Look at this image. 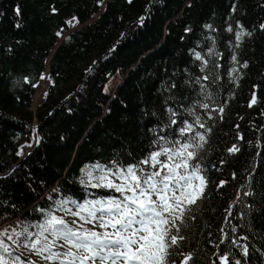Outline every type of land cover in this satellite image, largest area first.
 Instances as JSON below:
<instances>
[{"label":"trees","instance_id":"16d2710c","mask_svg":"<svg viewBox=\"0 0 264 264\" xmlns=\"http://www.w3.org/2000/svg\"><path fill=\"white\" fill-rule=\"evenodd\" d=\"M73 17L84 25L58 43L56 33ZM237 21L251 33L239 41ZM261 24L264 0H0V233L7 229L0 239L11 255L0 254L9 264L16 257V264H59L14 233H38L48 212L77 211L72 201L120 195L87 186L94 165L137 164L196 132L205 142L191 163L208 184L186 214L185 239L172 259L181 264L179 253L190 252V264H221L223 255L228 264H264ZM46 67L50 84L33 111ZM114 77L120 81L110 86ZM184 121L193 132L181 136ZM33 133L35 146L19 162L18 148ZM233 144L239 151L229 153Z\"/></svg>","mask_w":264,"mask_h":264},{"label":"snow or ice","instance_id":"6c2138e0","mask_svg":"<svg viewBox=\"0 0 264 264\" xmlns=\"http://www.w3.org/2000/svg\"><path fill=\"white\" fill-rule=\"evenodd\" d=\"M128 2L131 3V0ZM232 10H236L235 4ZM144 20L145 17L139 18L141 25ZM74 21L79 23L75 17L67 23L75 26ZM237 25L242 29L236 33L237 41L245 34L251 35L243 31V25L239 21ZM206 27L211 28V25ZM260 27L264 29V24ZM227 30L233 31L231 26ZM56 35H61V32L58 31ZM195 58L203 59L200 53H195ZM232 60L237 62L235 55ZM204 63L207 64V61ZM243 67H247L246 62ZM256 102L253 93L248 106L251 107ZM201 107L208 108V105L202 104ZM220 111L223 112V108ZM172 123L177 122L172 120ZM195 123L200 128L205 127L199 117ZM184 125L179 129L181 136L193 132L192 124L184 121ZM201 142H205V136L196 132L178 147H161L137 164L124 167L114 161L112 167H108L97 163L92 170L86 171L87 186L107 188L120 194L118 197L98 198L83 204L71 202L77 211H66L84 223L94 224V228L84 229L83 225L72 227L62 217L48 212L44 222L35 226L40 229L38 233H30L25 228L23 232H15L14 235L25 236L26 240L31 241L30 245L25 243V247H31L37 252L47 251L49 255L45 259L59 261V264H177L172 257L177 254L180 241L185 239L181 235V226L185 224L186 214L192 211V206L204 196L208 184L206 177L201 174L200 165L191 163L197 158L195 149L203 146ZM238 151L239 148L235 144L228 148L229 153ZM162 156L166 157V160H162ZM141 165H149L155 170L146 171ZM94 171L100 174L94 176ZM81 182L84 183L83 180ZM64 203L61 202V207ZM72 224H76V221H72ZM6 233L7 229L0 235ZM45 233L52 239L49 240ZM7 239L13 240V236L8 235ZM57 241L63 243L57 246ZM54 247L61 250L52 251ZM65 248L67 250L63 251ZM0 250L11 255L9 245L2 239ZM243 251L246 255L247 248ZM179 255L182 256L181 264H190L193 260V254L190 252ZM18 260L19 257H16L12 264H16ZM220 260L221 264H228L226 255L221 256ZM0 264H9L3 254H0ZM236 264L240 262L236 261Z\"/></svg>","mask_w":264,"mask_h":264},{"label":"rangeland","instance_id":"374dc122","mask_svg":"<svg viewBox=\"0 0 264 264\" xmlns=\"http://www.w3.org/2000/svg\"><path fill=\"white\" fill-rule=\"evenodd\" d=\"M103 3H104V2H101V3H100V7H101V8H102V6H103ZM95 17H96V15H93V16L91 17L90 20L94 19ZM71 20H72V19H71ZM73 23H74L75 26L69 25V24L67 23V24H68V30H67L65 33H61V35H59L58 43H60L61 40H63V38H65V36H66L69 32H71V31H73V30H76V29H78L79 27H81L82 25H84V23H83V24L75 23V21H74ZM48 59H49V58H48ZM48 59H47V61H46L47 66H48ZM41 77H44L43 79H45V80L47 81V85H46V88H45V90H46V89H47V86L50 84V78L48 77V67H47L46 71H45V70L43 71ZM41 77H40V80H39V83H38L36 89H37L38 86L40 85V81H41V79H42ZM110 81H111V82H110L109 85H110V86H115V85L120 81V79H118V77H114V78L111 79ZM45 90H44V93H45ZM35 92H36V90H35ZM34 94H35V93H34ZM34 94H33V96H34ZM43 98H44V94H43V96H42L41 99H39V100H37L36 102H34V101H33V97H32V110H33V111H35L36 108L38 107V105L43 101ZM33 138H34V133L32 134V139H31V141L33 142V145H32V146H35L34 144H35L37 138L35 137L34 140H33ZM31 141H28L29 143H27V142H22V143L20 144V146H19V148H18V151H17V154L20 153V154H18L19 159H21L22 157L26 156V155L29 153V151L31 150V148H30L28 151H26V152H24V149L27 147V145H30V144H31ZM25 143H26V144H25ZM25 150H26V149H25ZM21 153H22V154H21ZM23 154H24V155H23ZM99 174H100L99 172H96V174H95L94 176L99 175ZM61 217H62L66 222H68V223H70L71 225H73V227H79L80 225H83V228H84V226H87V225H84V222H83V221H80V220L77 221L76 217L72 216L71 214L64 213L63 215H61ZM74 220L76 221V224H72V221H74ZM89 228H91V227H89ZM89 228H88V229H89ZM84 229H85V228H84ZM95 230H97V231H102V230L99 229V228H95ZM62 243H63V241H58V242H57V246H58L59 244H62ZM54 248H58V247H54ZM65 249H66V248H65Z\"/></svg>","mask_w":264,"mask_h":264},{"label":"bare ground","instance_id":"6f19581e","mask_svg":"<svg viewBox=\"0 0 264 264\" xmlns=\"http://www.w3.org/2000/svg\"><path fill=\"white\" fill-rule=\"evenodd\" d=\"M47 65V64H46ZM47 67L45 68V71H46ZM46 85H47V81L45 79H41L40 81V85L38 86V88L36 89V92L33 96V101L36 102L37 100L41 99L43 94H44V90L46 88ZM36 134V133H35ZM35 137L37 138V136L35 135ZM31 146L27 145V147L24 149V152L28 151L32 145H33V142H31L30 144ZM20 154V153H19ZM22 154V153H21ZM24 155V154H23ZM23 158V157H22Z\"/></svg>","mask_w":264,"mask_h":264},{"label":"water","instance_id":"95a60500","mask_svg":"<svg viewBox=\"0 0 264 264\" xmlns=\"http://www.w3.org/2000/svg\"><path fill=\"white\" fill-rule=\"evenodd\" d=\"M25 144H26V143H25ZM33 147H34V146L31 147V150H32ZM24 157H25V156H24ZM24 157H23V158H24ZM23 158L19 159V162H20V160H22Z\"/></svg>","mask_w":264,"mask_h":264}]
</instances>
